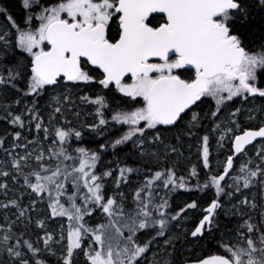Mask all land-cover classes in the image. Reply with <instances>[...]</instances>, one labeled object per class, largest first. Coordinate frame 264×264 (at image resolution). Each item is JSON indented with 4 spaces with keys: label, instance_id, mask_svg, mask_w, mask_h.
I'll return each instance as SVG.
<instances>
[{
    "label": "snow or ice",
    "instance_id": "1",
    "mask_svg": "<svg viewBox=\"0 0 264 264\" xmlns=\"http://www.w3.org/2000/svg\"><path fill=\"white\" fill-rule=\"evenodd\" d=\"M18 9L0 4V264H264V0Z\"/></svg>",
    "mask_w": 264,
    "mask_h": 264
},
{
    "label": "trees",
    "instance_id": "2",
    "mask_svg": "<svg viewBox=\"0 0 264 264\" xmlns=\"http://www.w3.org/2000/svg\"><path fill=\"white\" fill-rule=\"evenodd\" d=\"M0 4H4L5 6L10 7V9L16 13L17 15L19 14V9H18V0H0ZM261 25V20L257 21H251L250 27L259 29ZM109 159H112V157H109ZM190 198H200L203 199V196L200 193H188V192H181L178 193L177 196L174 198V207L176 206H182V204L185 201H189ZM222 223L225 225H228L229 227H235V223L232 222L230 223L225 217H221Z\"/></svg>",
    "mask_w": 264,
    "mask_h": 264
},
{
    "label": "rangeland",
    "instance_id": "3",
    "mask_svg": "<svg viewBox=\"0 0 264 264\" xmlns=\"http://www.w3.org/2000/svg\"><path fill=\"white\" fill-rule=\"evenodd\" d=\"M260 18H259V16H257L254 20H252V21H257V20H259Z\"/></svg>",
    "mask_w": 264,
    "mask_h": 264
}]
</instances>
